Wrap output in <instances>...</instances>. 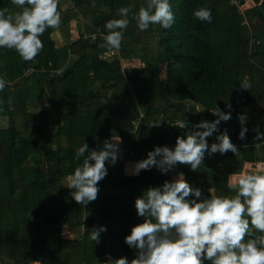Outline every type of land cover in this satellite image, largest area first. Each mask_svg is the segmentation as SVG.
<instances>
[{
	"label": "trees",
	"instance_id": "trees-1",
	"mask_svg": "<svg viewBox=\"0 0 264 264\" xmlns=\"http://www.w3.org/2000/svg\"><path fill=\"white\" fill-rule=\"evenodd\" d=\"M243 1L169 0L173 26L140 31L133 17L147 0H59L62 23L40 37L44 47L33 61L0 48L6 82L0 91V264H107L109 256L130 262L136 250L124 238L143 222L134 201L148 188L183 174L205 198L232 197L229 175L240 173L243 162L264 165V140H255L253 131L258 126L264 133V0L240 12ZM66 4L74 12L62 9ZM5 7L19 10L0 0ZM121 7H131L129 24L118 52L108 51L99 47L104 25L121 18ZM200 8L211 11V23L194 18ZM74 19L80 38L57 46L53 34ZM244 83L251 87L241 89ZM159 87L172 90L161 99ZM214 106L231 119L207 138L209 148L226 130L241 157L206 152L196 171L178 164L167 174L155 167L125 173L127 162L146 159L155 147L174 148L178 136L193 130L190 123L216 120ZM138 110L143 118L132 133ZM240 114L248 118L244 140L238 139ZM178 121L188 128H177ZM117 137L123 159L106 165L94 202L76 204L66 187L84 159L76 160V150L84 142L89 150L101 149ZM48 198L57 199L49 209ZM63 225L71 238L61 234ZM101 226L107 231L99 243L90 240V231Z\"/></svg>",
	"mask_w": 264,
	"mask_h": 264
},
{
	"label": "clouds",
	"instance_id": "clouds-1",
	"mask_svg": "<svg viewBox=\"0 0 264 264\" xmlns=\"http://www.w3.org/2000/svg\"><path fill=\"white\" fill-rule=\"evenodd\" d=\"M11 4L19 10L0 9V48L14 51L23 62H31L43 50L40 37L48 29L58 30L62 23L59 0H11ZM130 12L131 7H121L117 12L121 18L105 23L107 34L99 47L119 50ZM193 16L201 22L212 21L211 11L206 8L194 11ZM133 18L140 31L148 30L150 25L169 29L175 22L169 0H147L146 7H140ZM5 86V80L0 78V91ZM250 87V83L241 85L243 90ZM210 112L216 120L193 125L185 137L176 138L172 149L155 147L146 159L134 164L131 174L153 167L167 174L178 164L196 171L206 152L238 155L226 130L216 136L218 142L209 148L207 138L218 131L221 121L231 119L230 112L225 113L218 106ZM237 119L241 125L238 139L244 140L248 118L240 114ZM176 127L186 129L188 124L178 121ZM253 131L255 140H264L258 126ZM112 141L106 140L101 149L92 150L84 142L76 150V160L84 157L83 162L66 178V187L76 204L86 208L98 198V184L107 176L106 165H115L119 159V138ZM229 188L235 192L232 197L205 198L199 188L186 182L183 174L171 182L165 181L161 187L148 188L134 201L136 214L143 222L133 226L124 238V243L136 250L135 258L129 262L126 257L109 256L107 264H264V174H244ZM190 196L195 199H188ZM106 231L105 227H94L89 238L99 243L100 234Z\"/></svg>",
	"mask_w": 264,
	"mask_h": 264
},
{
	"label": "rangeland",
	"instance_id": "rangeland-1",
	"mask_svg": "<svg viewBox=\"0 0 264 264\" xmlns=\"http://www.w3.org/2000/svg\"><path fill=\"white\" fill-rule=\"evenodd\" d=\"M70 6H71V4L70 5H68V4H66L62 9H65V8H67L68 9V11L67 10H64L65 12L67 11V13H72V12H74V10H72L71 8H70ZM243 10H246V9H248L249 7H251V4L250 5H245V2L243 3V5L242 6H240ZM62 31L63 32H61V31H56L54 34H53V37H54V39H55V41H56V45L57 46H60V45H62L63 43H65V40H66V38L69 40V42L70 41H74V40H77L78 38H80V36H79V34H78V32H77V22L75 21V19L74 20H72L71 22H69V24H67L66 26H64L63 28H62ZM63 34V35H62ZM115 52H118L117 50H115ZM106 55H108V56H110V55H112V53H108V54H106ZM71 59H73V58H71ZM71 59H70V61H71ZM163 87H159L157 90H156V94H158L160 97H161V99H163L164 97H165V95L164 94H169L168 93V91L167 90H165L164 92H162L163 90ZM171 91V90H170ZM105 103V102H104ZM236 121V120H235ZM3 121H0V123H1V125H3V123H2ZM113 140H116V139H113ZM112 141V140H111ZM112 142H114V143H116L117 141H112ZM119 149H122V147H121V145L119 144ZM133 154L131 153L130 154V156H132ZM120 157L123 159V155H122V152H121V150H120ZM121 159V160H122ZM229 162V161H228ZM227 161H226V164H229ZM136 162H132V161H130V162H127V165L129 166V167H133L134 166V164H135ZM236 164H238V163H236ZM239 165V164H238ZM256 170H261V168L260 167H255V171ZM124 171H125V173H129V170L127 171V168H125L124 167ZM254 170L253 169H251L250 168V166H248V165H242V169H241V171H240V173L239 172H235V173H233V174H230L229 175V182L231 183V184H235V182H236V180L238 179V178H240V176H242V175H244V174H251V172H253ZM244 172H246V173H244ZM173 179H175V177H173ZM48 202H50V201H54V199L53 198H48V200H47ZM47 201H46V203H47ZM52 204L54 205V202H52ZM52 204H48L47 203V206H46V208L48 209V208H50L51 206H52ZM65 228L67 227V225H63ZM63 229V233H64V228H62ZM62 229H61V232H62Z\"/></svg>",
	"mask_w": 264,
	"mask_h": 264
},
{
	"label": "crops",
	"instance_id": "crops-1",
	"mask_svg": "<svg viewBox=\"0 0 264 264\" xmlns=\"http://www.w3.org/2000/svg\"><path fill=\"white\" fill-rule=\"evenodd\" d=\"M245 2V5H250L251 4V7L254 5L253 4V2H252V0H244L243 1V3ZM163 91L162 92H164L165 90H167L168 91V93H170L171 91L170 90H172V89H170V88H167V87H163V89H162ZM165 96H167V94H164ZM235 120H237V119H234L233 121H235ZM121 150V152H122V149H120ZM238 157H241L240 155H237V158ZM122 158L120 157V152H119V159L118 160H121ZM243 164L244 165H248V166H250V168L251 169H253L254 171H255V168L254 167H260L261 168V170H263L264 169V165L262 164V163H258V164H255V165H251V164H248V163H245V162H243ZM125 168H127V171L129 170V173H126V174H128V175H133V174H131V169H132V167H129L127 164L125 165ZM253 171V172H254ZM54 199V201H50V202H48L47 201V203L48 204H52V202H54V203H56L57 202V199L56 198H53ZM48 200V199H47ZM53 205V204H52ZM49 209V208H48ZM61 227V229L62 228H64V233H63V229H62V232H61V234L63 235V237L64 238H71L68 234H67V232H66V228L64 227V226H60Z\"/></svg>",
	"mask_w": 264,
	"mask_h": 264
},
{
	"label": "built area",
	"instance_id": "built-area-1",
	"mask_svg": "<svg viewBox=\"0 0 264 264\" xmlns=\"http://www.w3.org/2000/svg\"><path fill=\"white\" fill-rule=\"evenodd\" d=\"M233 3H235L234 1H232ZM240 12H243V9L239 6V9H238ZM143 118V112L141 110H138V117L133 120L131 122V125H132V133L138 128V125L140 123V120ZM193 123H190V128H193Z\"/></svg>",
	"mask_w": 264,
	"mask_h": 264
}]
</instances>
